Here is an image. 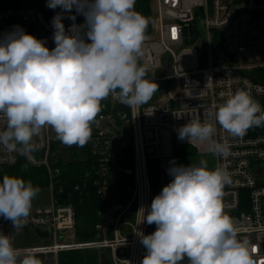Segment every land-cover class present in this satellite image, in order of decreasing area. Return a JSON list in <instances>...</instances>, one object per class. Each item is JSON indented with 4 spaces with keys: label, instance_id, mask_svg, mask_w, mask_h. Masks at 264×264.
I'll return each mask as SVG.
<instances>
[{
    "label": "built area",
    "instance_id": "2783aa9c",
    "mask_svg": "<svg viewBox=\"0 0 264 264\" xmlns=\"http://www.w3.org/2000/svg\"><path fill=\"white\" fill-rule=\"evenodd\" d=\"M10 1L0 0V6ZM152 8L140 63L147 68L146 78L158 85L157 92L135 110L110 95L101 102L102 111L92 125L89 179L100 200L97 238L76 237L75 208L55 194L58 170L52 164V147L61 141L48 128L33 138L40 148L31 159L0 147V165L25 159L34 167H45L50 179L51 205L33 211L19 230L33 229L35 243L15 248L32 252L43 264H60L62 252L75 250H97L109 264H140L147 250L137 232L150 235L156 226L141 223L140 210L171 182L167 169L176 163V146L209 153L206 145L179 140L176 129L192 120H208L217 129L213 139L230 145L227 158L216 157V168L226 169L232 181L223 189L224 212L238 229V239L248 241L255 264H264V133L261 127H251L243 137H232L214 115L240 89L264 108V0H152ZM57 13L48 15L39 6L0 7V40L20 26L52 50V20ZM62 22L66 31L73 23H85L66 15ZM4 130L6 119L0 116V131ZM118 161L130 164L120 167ZM35 228L50 234L39 236ZM122 247L127 248L125 257L117 254Z\"/></svg>",
    "mask_w": 264,
    "mask_h": 264
},
{
    "label": "clouds",
    "instance_id": "9594fccd",
    "mask_svg": "<svg viewBox=\"0 0 264 264\" xmlns=\"http://www.w3.org/2000/svg\"><path fill=\"white\" fill-rule=\"evenodd\" d=\"M136 0H48L53 17L55 47L15 26L0 40V147L28 159L39 150L34 141L51 128L68 146H85L92 125L102 111L101 102L115 95L130 109L147 104L158 90L140 63L148 19L135 11ZM66 31L64 13L73 22ZM90 41V42H87ZM210 79V78H209ZM118 90V91H117ZM215 121L232 137L264 126V108L251 94L237 90L215 111ZM211 116V114H210ZM179 140L206 145L207 152L227 158L230 145L214 140L215 124L192 120L176 129ZM172 177L150 206L142 207L141 223L155 224L150 235L137 232L146 254L140 264H255L247 240L224 212L223 189L230 184L226 169H209L208 162L167 169ZM40 192L31 181L3 176L0 181V217L19 231L27 223L32 202ZM146 213V215H145ZM0 264H42L30 251L21 252L0 233Z\"/></svg>",
    "mask_w": 264,
    "mask_h": 264
},
{
    "label": "trees",
    "instance_id": "16d2710c",
    "mask_svg": "<svg viewBox=\"0 0 264 264\" xmlns=\"http://www.w3.org/2000/svg\"><path fill=\"white\" fill-rule=\"evenodd\" d=\"M48 0H13L0 7L10 6H39L50 15L54 12H61L62 9H50L47 5ZM136 11L143 17L148 19L146 34L151 30L153 22L152 0H136ZM68 16L69 13H64ZM71 15H76V20L84 22L85 17L77 14L75 9ZM221 44V41H219ZM264 133V126L260 129ZM182 148L186 152L196 154V150L189 149L186 145H179L175 148V160ZM126 151V150H125ZM131 153V147L127 148L126 153ZM52 164L55 171L58 170L55 182V194L62 202L73 204L76 213L75 233L79 240H90L97 238L98 234L95 230L96 224L101 221L99 215L100 200L96 192L94 184L90 181L91 175V158H90V142L85 146L79 147L64 146L60 142H56L52 147ZM120 157V156H118ZM130 163H122L118 161L116 165L124 167ZM21 177L25 181H31L34 187L39 189L46 187L50 183L49 174L45 167H34L25 159H20L14 165H0V181L3 176ZM32 243H27L31 245ZM60 264H104L103 254L97 250H75L62 252L59 257ZM184 264H188L187 258L183 260ZM43 264V263H42Z\"/></svg>",
    "mask_w": 264,
    "mask_h": 264
},
{
    "label": "rangeland",
    "instance_id": "374dc122",
    "mask_svg": "<svg viewBox=\"0 0 264 264\" xmlns=\"http://www.w3.org/2000/svg\"><path fill=\"white\" fill-rule=\"evenodd\" d=\"M200 23H201V20L197 24L199 28L201 29V35L204 38L205 29L204 27H202V24ZM62 145L66 146L63 143ZM186 147H188L189 149H194L193 147L188 146V145H186ZM200 159L207 160L209 169L216 168V157L213 156L211 153L199 154L196 152V154H193V153L189 154V152L185 151V148L184 149L182 148V150L180 151L176 164L185 165V166L190 165V164H198ZM51 199H52V194H51L50 188L48 186L46 187L43 186V188L40 189L39 194L33 199L30 214H32L33 211H35L36 209L40 207L50 206L52 203ZM0 233L7 235L12 241L14 247H24L28 245L27 243H32V240L35 239L33 229L31 228L27 229L26 233L22 231H16L14 230L11 222L8 220H5L3 217H0Z\"/></svg>",
    "mask_w": 264,
    "mask_h": 264
},
{
    "label": "water",
    "instance_id": "95a60500",
    "mask_svg": "<svg viewBox=\"0 0 264 264\" xmlns=\"http://www.w3.org/2000/svg\"><path fill=\"white\" fill-rule=\"evenodd\" d=\"M199 10H201V9H199ZM199 14V12H197L196 13V15H198ZM190 31H191V34H192V27H190ZM156 230V226L155 227H153V229H152V231L154 232ZM35 232L39 235V236H42V237H48L49 236V234H50V232H49V230H41V229H39V228H35ZM117 254H119L121 257H125L126 256V254H127V248L126 247H122V248H120L119 250H118V253ZM103 262H104V264H109L108 262H107V257H106V255H103Z\"/></svg>",
    "mask_w": 264,
    "mask_h": 264
}]
</instances>
